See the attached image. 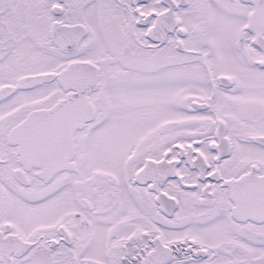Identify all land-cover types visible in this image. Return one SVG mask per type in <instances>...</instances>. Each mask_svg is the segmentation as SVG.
I'll return each instance as SVG.
<instances>
[{
    "label": "snow or ice",
    "instance_id": "1",
    "mask_svg": "<svg viewBox=\"0 0 264 264\" xmlns=\"http://www.w3.org/2000/svg\"><path fill=\"white\" fill-rule=\"evenodd\" d=\"M0 264H264V0H0Z\"/></svg>",
    "mask_w": 264,
    "mask_h": 264
}]
</instances>
